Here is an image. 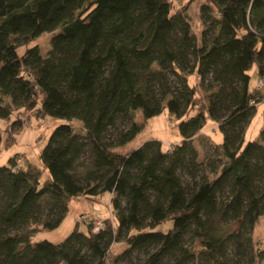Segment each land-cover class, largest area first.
Wrapping results in <instances>:
<instances>
[{
	"label": "trees",
	"instance_id": "16d2710c",
	"mask_svg": "<svg viewBox=\"0 0 264 264\" xmlns=\"http://www.w3.org/2000/svg\"><path fill=\"white\" fill-rule=\"evenodd\" d=\"M191 1L0 0L4 142L32 109L61 119L39 152L40 165H16V153L0 164V264H117L133 250L145 254L140 264H187L199 255L207 264H239L251 250L264 214V124L256 138L244 134L259 102L251 67L264 81V0L202 2L208 26L199 44L187 18ZM43 32H53L45 55L29 46ZM208 74L216 88L201 97L196 88ZM164 107L177 119L180 140L114 148L141 130L136 112L146 120ZM119 117L129 124L113 141L105 134ZM208 119L222 132L216 147L223 161L213 176L185 185L178 171L194 177L190 140ZM103 192L111 194L113 223L105 220L97 231L86 223L59 242L32 240L59 224L70 198ZM42 201L51 205L47 216ZM117 241L126 248L112 254ZM229 247L235 258L226 257Z\"/></svg>",
	"mask_w": 264,
	"mask_h": 264
},
{
	"label": "rangeland",
	"instance_id": "374dc122",
	"mask_svg": "<svg viewBox=\"0 0 264 264\" xmlns=\"http://www.w3.org/2000/svg\"><path fill=\"white\" fill-rule=\"evenodd\" d=\"M205 0H193L189 3L187 9V18L191 24V31L195 35V40L199 44L201 42L200 33L203 28L208 26V21L202 22L200 17L199 7ZM178 3V1H177ZM180 4V3H179ZM53 32H43L39 36L32 39L30 45L37 44L39 52L45 55L49 48V39ZM212 32H208L206 35V42L211 38ZM25 46H18L17 53H23ZM190 57V56H189ZM191 62V57L188 64ZM186 71H189V67H186ZM250 74V86L251 91L255 97V100H259L255 111L250 117V121L245 128L244 138L245 140L256 138L262 125L264 124V81L256 75L255 67H251ZM168 79L173 87H179V80L173 73H168ZM197 82L198 76L196 74ZM212 86H209V85ZM216 83L211 80L210 74L206 76L202 84H199L196 88L197 93L204 97L207 93L214 90ZM3 102L9 101V96L2 98ZM14 118L12 115L11 119ZM135 119L143 122L141 130L129 141L123 145L116 144L114 148L126 152L139 146L145 140L155 138L161 141L162 147H169L171 143L177 142L181 139L177 127L176 117L170 113L166 107H164L160 113L143 120L139 112H136ZM61 122V119L52 117L50 115H43L39 110L32 109L31 111L22 114V125L20 130L14 132V137L4 142L5 132H3L6 122L0 121V131L3 133V141L0 146V164L7 161L9 155L16 153V159L19 163L16 165H22L26 159L39 164V152L47 140L48 135L56 124ZM76 121H74L75 123ZM78 123V122H76ZM75 123V124H76ZM129 121L121 117L118 118L114 127H109L106 131V137L110 140L115 139L118 129H124L128 127ZM222 140V132L217 127L216 122L208 119L204 125V129L201 133L195 135L191 140V144L196 149V165L194 168V177L191 174L181 169L178 171V175L185 185H190L194 179L198 180L201 175L207 174L213 176L216 173L223 161L220 149L216 147V144ZM88 155H84L82 161L88 163ZM84 164V165H85ZM79 168L81 164L78 165ZM46 175L43 174L42 177ZM111 194L103 192L94 196L78 195L69 199L68 207L65 215L57 226L48 230H38L32 234V240L47 239L52 242L62 241L75 227L79 230H84L86 223L82 220H77V216L82 213L86 214L91 221L93 220H109L114 222L115 219L112 215ZM122 202V201H121ZM43 210L42 215L47 216L49 214L50 203L42 201ZM124 202H122L123 204ZM38 219V216L36 220ZM170 222L161 224L158 229H166L170 226ZM92 225V224H91ZM7 231H13L8 229ZM252 246L251 250L243 257L238 258L239 264H264V214H262L252 230ZM126 248V244L123 241H117L112 246V254H118ZM232 248L229 247L226 257L235 258L236 255L232 253ZM110 254V253H109ZM142 250H133L130 257H121L117 264H140L144 258ZM166 260V258L164 259ZM187 264H207L206 258L199 255L196 259L190 260Z\"/></svg>",
	"mask_w": 264,
	"mask_h": 264
},
{
	"label": "built area",
	"instance_id": "2783aa9c",
	"mask_svg": "<svg viewBox=\"0 0 264 264\" xmlns=\"http://www.w3.org/2000/svg\"><path fill=\"white\" fill-rule=\"evenodd\" d=\"M16 163H17V164L19 163L18 159H16ZM19 164H20V163H19ZM112 215H113V213H112ZM77 220H82V221H84V222H87V221H88V223L92 224L91 228H92L93 231H97V230H99V229L102 228L103 225H104L103 220L98 219V220H93V221H91V220L89 219V217H88L86 214H82V213H80V214L77 216Z\"/></svg>",
	"mask_w": 264,
	"mask_h": 264
}]
</instances>
